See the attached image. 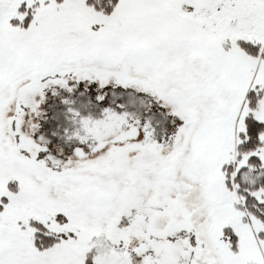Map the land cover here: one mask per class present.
Instances as JSON below:
<instances>
[{"label":"snow or ice","instance_id":"obj_1","mask_svg":"<svg viewBox=\"0 0 264 264\" xmlns=\"http://www.w3.org/2000/svg\"><path fill=\"white\" fill-rule=\"evenodd\" d=\"M0 264H264V0H0Z\"/></svg>","mask_w":264,"mask_h":264}]
</instances>
